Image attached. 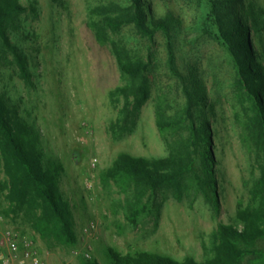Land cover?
Wrapping results in <instances>:
<instances>
[{
    "label": "rangeland",
    "instance_id": "1",
    "mask_svg": "<svg viewBox=\"0 0 264 264\" xmlns=\"http://www.w3.org/2000/svg\"><path fill=\"white\" fill-rule=\"evenodd\" d=\"M20 1L27 10L11 30L13 47L0 43V95L10 111H17L11 115L16 126H33L32 143L45 161L62 164L60 188L72 205L78 241L48 242L11 211L0 153V254L10 253L6 232L12 231L18 243L12 264H83L93 258L108 264L109 250L147 251L178 261L215 258V232L222 224L242 229L239 211L259 199L263 152L252 101L229 52L210 34L208 0H144L150 17L178 20L173 42L179 75L170 69L164 31L152 40L134 23L115 32L103 24L105 17L130 10L133 0ZM244 6L254 44L263 53L264 0H245ZM17 52L27 58L31 82ZM118 52L126 60L148 62L151 94L136 127L115 134L113 123L124 106L118 88L130 84L119 69ZM187 105L198 128L209 125L210 146L183 123ZM159 112L178 124L162 133ZM207 149L214 158L218 205L199 179ZM123 153L150 161L185 154L186 166L191 165L182 176L180 196L171 185L152 189L111 177L107 172ZM242 264H264V258L250 254Z\"/></svg>",
    "mask_w": 264,
    "mask_h": 264
},
{
    "label": "trees",
    "instance_id": "2",
    "mask_svg": "<svg viewBox=\"0 0 264 264\" xmlns=\"http://www.w3.org/2000/svg\"><path fill=\"white\" fill-rule=\"evenodd\" d=\"M133 1L134 5L130 10L117 17H105L103 24L115 32L126 23H134L141 34L152 40L158 30L164 31L168 40L170 69L179 75L173 42V30L178 20L171 16L150 17L144 0ZM208 3V21L214 28L210 34L229 52L237 69L239 84L250 97L255 111L253 125L259 133L263 152L261 174L257 181L259 199H255V206L248 205L239 211V219L244 223L242 229L222 224L215 232L217 256L211 260L198 262L188 258L178 261L147 251L124 255L109 250L108 264H242L250 254L264 258V52H260L254 44L249 13L244 6L245 0H208ZM26 10L20 0H0V43L13 47L10 40L11 30L18 28L19 19ZM254 22L257 23L255 19ZM117 55L119 69L129 78L130 84L118 88L123 96L124 106L119 119L113 123L115 134H118V129L124 130L126 127L128 131H132L136 127L140 110L151 94V86L146 76L150 66L148 62L135 63L126 60L121 52ZM16 56L22 73L31 82L32 73L26 56L19 52ZM191 100L189 97V104H192ZM185 109L186 113L180 115L183 123L190 125L193 136L199 135L201 141L210 146L209 125L202 123L198 128L192 106L187 105ZM12 114L18 116L17 111L9 110L4 97L0 95V153L8 179L5 189L8 191L7 199L11 211L17 216L22 215L48 242L75 245L78 235L74 228L73 208L60 188L64 168L61 163L45 161L44 155L32 143L36 139L33 126L24 122L16 126L12 122ZM158 115V125L162 133L178 124V120H173L171 116L164 117L160 112ZM184 156L185 154H171L169 158L150 161L123 153L107 173L117 180L136 186L156 189L171 185L180 196L182 176L191 165L186 166L187 159ZM204 158L205 166L199 179L208 189L207 198L218 205L214 158L210 149L205 151ZM193 163V172L199 175L195 161ZM140 213L137 210L134 218L137 219ZM83 264L102 263L93 258L84 259Z\"/></svg>",
    "mask_w": 264,
    "mask_h": 264
},
{
    "label": "built area",
    "instance_id": "3",
    "mask_svg": "<svg viewBox=\"0 0 264 264\" xmlns=\"http://www.w3.org/2000/svg\"><path fill=\"white\" fill-rule=\"evenodd\" d=\"M6 236H7V239L9 240V245H10V253L9 254H0V258L2 259V263L3 264H12V251H16L18 249L17 247V240H16V237H15V234L12 232V231H7L6 232ZM25 246L29 247V249H26V255L27 256H31V251H30V244L28 241H25L24 242ZM35 259V258H34ZM36 260V259H35ZM36 263H38L36 261Z\"/></svg>",
    "mask_w": 264,
    "mask_h": 264
}]
</instances>
